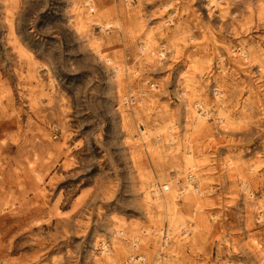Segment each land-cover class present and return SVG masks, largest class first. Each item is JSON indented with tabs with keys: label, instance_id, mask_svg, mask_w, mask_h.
I'll list each match as a JSON object with an SVG mask.
<instances>
[{
	"label": "rangeland",
	"instance_id": "374dc122",
	"mask_svg": "<svg viewBox=\"0 0 264 264\" xmlns=\"http://www.w3.org/2000/svg\"><path fill=\"white\" fill-rule=\"evenodd\" d=\"M91 1L0 0V264H262L264 0Z\"/></svg>",
	"mask_w": 264,
	"mask_h": 264
},
{
	"label": "bare ground",
	"instance_id": "6f19581e",
	"mask_svg": "<svg viewBox=\"0 0 264 264\" xmlns=\"http://www.w3.org/2000/svg\"><path fill=\"white\" fill-rule=\"evenodd\" d=\"M90 4V9L92 11H95V5L92 3L91 0H87ZM213 1V0H211ZM214 2V1H213ZM213 4V3H212ZM151 51L152 56L149 57L151 58L152 61H155L157 59H155V55L153 53L154 50H151V47L148 46V44L143 45V51ZM101 53V52H100ZM243 55H245V59H248V56H246L245 52H242ZM161 59L162 57H164V53H161V55L159 56ZM102 58V56H101ZM160 62V59H158ZM115 73H116V77L117 79H120L124 73V67L122 65H116L115 66ZM223 95L222 91H218L217 96L221 97ZM189 115L194 117L195 119L198 120L199 124H202L204 122H206L207 118L210 117V112L206 111L204 108H198V107H194L191 109V111H189ZM172 127L169 126L167 128V130H170V132L172 133ZM141 132L144 135V140L145 141H149L151 139V137L153 135H157V139L160 138V133L161 131H156V129L153 130H149L147 128H144L143 130H141ZM152 132H155V134H152ZM148 147H152L151 145H149ZM186 162L183 166H179L177 168V177H181L184 174H186V185L184 187L183 192H180L179 194H177L178 192L175 190L176 186L178 184L173 182H168L166 184H163V187H165V189H163V193L162 195H164V199L161 200L160 202L158 200H160V195H158V193L160 192L158 189L153 190L154 194L153 195L152 191H149L148 189H145L144 187H142V189L144 188V202L146 205V213L149 215L150 218H152L154 216V210L157 211H164L161 213L160 216L165 217V220H167L169 227L168 230L164 231V235L166 232H168V238L167 240H169V232L174 233L175 235L178 234L180 231H188V228H186L184 226V222L182 221L183 219L181 218V215L179 213V207L177 204V201L179 200L180 196H183V194L187 193L188 195L193 191L191 189H193L192 186V182L194 179H196V174L197 172H195L197 166L195 163V159L193 157V152H186ZM171 176V174L169 175ZM171 181V180H170ZM155 188L157 187V185H154ZM196 192H199L198 194H200V191L198 188L195 189ZM196 194V193H193ZM177 199V200H176ZM188 201H190L189 199H187ZM192 202H196L199 200L198 195L193 196L192 197ZM160 225V224H159ZM163 230V229H162ZM161 230V231H162ZM123 233V230H119V228H116L114 230V234L115 235H120ZM153 235L155 236V241L157 239V234L155 232H153ZM131 237V239H133V248H134V252H137L138 250H140V247L143 246L145 249L149 248L151 246V244H149L150 239H148L147 237L143 236L142 234H138L137 232H131L129 234V238ZM164 239V238H163ZM164 240V242H162L161 246L166 247L167 243ZM102 248H103V254H110V250L108 249V245L106 243L102 244ZM157 252V249H156ZM142 259V258H141ZM135 261V260H134ZM162 261V258H160V261L158 264H160ZM262 264H264V262H262Z\"/></svg>",
	"mask_w": 264,
	"mask_h": 264
},
{
	"label": "built area",
	"instance_id": "2783aa9c",
	"mask_svg": "<svg viewBox=\"0 0 264 264\" xmlns=\"http://www.w3.org/2000/svg\"><path fill=\"white\" fill-rule=\"evenodd\" d=\"M136 101H137L136 95L134 93H131L130 96H128L127 103L130 104V105H134V104H136ZM155 189H158L160 191L159 193L162 194L163 193V189H165V187L157 186ZM167 238H168V232L165 233L163 242H164V240H167Z\"/></svg>",
	"mask_w": 264,
	"mask_h": 264
}]
</instances>
